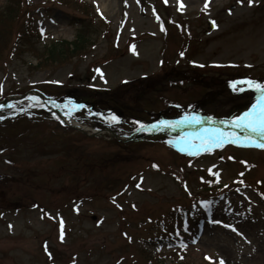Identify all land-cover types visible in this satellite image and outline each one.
Instances as JSON below:
<instances>
[{"label": "rangeland", "instance_id": "374dc122", "mask_svg": "<svg viewBox=\"0 0 264 264\" xmlns=\"http://www.w3.org/2000/svg\"><path fill=\"white\" fill-rule=\"evenodd\" d=\"M27 1L0 0V101L37 88L87 133L186 115L229 123L258 93L231 84L232 110L200 81L264 83V0ZM21 6L49 15L36 20L39 38L25 32L12 46ZM80 30L93 36L83 53L47 56ZM4 120L0 264H264V150L190 154L168 131L121 143L47 118Z\"/></svg>", "mask_w": 264, "mask_h": 264}, {"label": "snow or ice", "instance_id": "6c2138e0", "mask_svg": "<svg viewBox=\"0 0 264 264\" xmlns=\"http://www.w3.org/2000/svg\"><path fill=\"white\" fill-rule=\"evenodd\" d=\"M252 2L253 0H248L250 5ZM181 7H183V5H181ZM207 7L208 0H205V8ZM213 24L215 25L214 21ZM181 55H183V53H181ZM96 71L99 72L100 70L97 69ZM237 84L246 85L247 88L258 93L256 103H254L251 108L229 121L232 127L242 130L244 134L242 138L235 132H224L220 129H204L202 132H197L195 134L182 135L177 140L170 141V143L184 145L180 150H187L190 154L199 152L201 149L204 151H211L213 147H220L229 142L239 146H254L264 149V83L252 79L232 82L234 90L243 91V88L236 89ZM33 99L39 103L37 98ZM0 107H4V105H0ZM8 107L11 108L13 105H8ZM67 114L70 115L71 113ZM2 118L3 117H0V119ZM110 120L118 122V118L114 115L110 116ZM209 120H211V118H209ZM159 123L164 127H177L180 125L193 126L201 124V119L195 115H186L179 121H160ZM153 127H156V125H153ZM137 187H139V185H137ZM216 223H220V221H216ZM235 230L236 229H233V231ZM62 238L63 234H61V239ZM221 264H223V261H221Z\"/></svg>", "mask_w": 264, "mask_h": 264}, {"label": "trees", "instance_id": "16d2710c", "mask_svg": "<svg viewBox=\"0 0 264 264\" xmlns=\"http://www.w3.org/2000/svg\"><path fill=\"white\" fill-rule=\"evenodd\" d=\"M92 38H93L92 35H88L87 36V35L84 34V32L82 30H80L78 36L75 39V42L67 43V42H64V41H60V42L53 43L51 46H47L46 47L47 56L52 55L54 52H56L57 56L65 57L66 55H63V54H65L68 49H71L72 54L78 55V54H80V53H82L83 51L86 50L87 39H92ZM219 73L221 74L222 72L220 71ZM227 75L228 76L225 75V78H227L228 80H232L233 81L236 78H238V74L231 73V74H227ZM227 79H225L224 82L214 81V79H211L210 82L207 83L205 81V83L211 87V89H210V91H211L210 92L211 99L216 97L217 92H226V94L224 96L226 97V99L228 101L227 104H231L232 105V109H236V108H238L239 104L236 105V106H234V104L238 100L231 99V97L227 96L229 94V90L227 89L228 84L226 82ZM123 87L121 88L122 90L120 89L121 91H123ZM118 93H119V90L116 91V95ZM109 98H112V94L109 96ZM244 100H245V96H242V97H240L239 101L242 102ZM118 114H121V113H118ZM115 158L117 159L118 157L115 156ZM113 159H114V156H113ZM116 162L117 163H123V160L119 161V159H118V160H116Z\"/></svg>", "mask_w": 264, "mask_h": 264}, {"label": "bare ground", "instance_id": "6f19581e", "mask_svg": "<svg viewBox=\"0 0 264 264\" xmlns=\"http://www.w3.org/2000/svg\"><path fill=\"white\" fill-rule=\"evenodd\" d=\"M104 7L106 8V4H104Z\"/></svg>", "mask_w": 264, "mask_h": 264}]
</instances>
